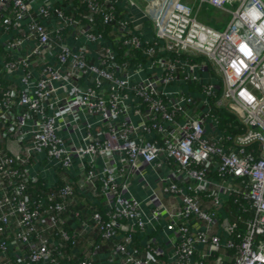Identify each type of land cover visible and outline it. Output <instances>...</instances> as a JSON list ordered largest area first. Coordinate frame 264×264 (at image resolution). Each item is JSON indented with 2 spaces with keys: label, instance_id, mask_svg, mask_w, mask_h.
I'll return each mask as SVG.
<instances>
[{
  "label": "built area",
  "instance_id": "2783aa9c",
  "mask_svg": "<svg viewBox=\"0 0 264 264\" xmlns=\"http://www.w3.org/2000/svg\"><path fill=\"white\" fill-rule=\"evenodd\" d=\"M34 1L0 0V264L69 263L65 248L92 229L99 242L76 264H95L105 242L107 264H165L149 237L164 231L168 264H207L219 251L264 264V0H195L229 15L222 30L186 0H152L144 32L116 16L117 0ZM49 170H77L83 183L46 190ZM145 171L174 210L148 212L130 196V177ZM76 189L104 200L80 232L64 228L79 217L65 214ZM231 197L253 213L242 229L226 217ZM134 233L148 240L145 258L130 248Z\"/></svg>",
  "mask_w": 264,
  "mask_h": 264
},
{
  "label": "crops",
  "instance_id": "0c3cea01",
  "mask_svg": "<svg viewBox=\"0 0 264 264\" xmlns=\"http://www.w3.org/2000/svg\"><path fill=\"white\" fill-rule=\"evenodd\" d=\"M59 0H36L33 3L34 9L37 8L41 3L45 2L46 4H56ZM152 0H117V6H116V16L121 17V19H131L134 22V25L137 26L138 30H140V26L142 29V32L147 31L150 29L151 24L147 21H145V14L147 12V9L153 8L155 9L157 7V4L153 3L151 4ZM156 3H159L161 0H154ZM187 1V0H186ZM197 3V2H196ZM195 9L198 8V3L196 5H193ZM203 5H201L198 8V11L201 9ZM198 13V12H197ZM110 33V32H109ZM145 35H147L145 33ZM112 35L108 36L106 35V39L111 41ZM68 43H72V40L68 38L66 40ZM77 45V44H75ZM90 49H93V46L90 47ZM85 123L84 117H80V128L83 129ZM82 132L76 131L72 134L73 136V142L75 145H81L80 138H81ZM77 170H71L68 174H55L52 170L45 171L40 174V178L43 180V182L47 186H53L55 182L59 180H63L64 178H67L70 182H73L78 185H82L83 183V177L77 174ZM145 181H141L139 177L131 176L129 179V194L131 197L136 199L137 201L141 202L143 205V208L145 211H148L151 209L154 204H164V206H168L171 210H174L176 201L175 199L165 198L159 193V187L156 186V174L151 171H145ZM77 199L72 200V208H75L76 206L79 207H86V209L90 211H97L99 213H103V202L104 200L98 193H91L89 189L84 190H78L76 189ZM75 196V195H74ZM157 198H153V197ZM149 197V198H148ZM148 198V199H147ZM87 199L88 204L85 206V201ZM149 212V211H148ZM66 224L68 225V230H74V231H81V227L83 224L91 225V219L90 216L87 214L80 215L78 219L69 220L66 218ZM92 226V225H91ZM95 230L92 229L90 233L82 232L81 235L77 238L78 242V248L72 249L65 248V259H72L75 260L71 263H63V264H74V262L77 259H81L84 256L87 255L90 246L92 244L98 243V236L94 232ZM124 233L119 232L117 238L113 243H116L117 241H121L123 238ZM149 237L154 238L155 240V247L158 249V252L155 255V258L159 260L161 263L168 264L167 262V254L170 249V240L171 235H168L166 231L162 232H156L149 234ZM264 239V237H262ZM148 243V240L145 239L143 236H141L139 233L133 234V243L130 245L131 249H135L139 256L142 258H145V247ZM111 242H105L101 245L100 251L98 255L95 257V264H107L105 258L107 257ZM200 249V248H199ZM201 252V251H200ZM200 252L196 253L194 256V260H197L200 255ZM233 257V252L231 251H219L217 254H215L213 257L207 259V264H214V261L220 260L222 264H232L231 260ZM119 264V263H115Z\"/></svg>",
  "mask_w": 264,
  "mask_h": 264
},
{
  "label": "trees",
  "instance_id": "16d2710c",
  "mask_svg": "<svg viewBox=\"0 0 264 264\" xmlns=\"http://www.w3.org/2000/svg\"><path fill=\"white\" fill-rule=\"evenodd\" d=\"M80 10L82 11H85V7L81 6L80 7ZM117 14V13H116ZM120 16V15H119ZM121 19V17H119ZM97 28L99 30H103V32L106 34L109 30H111L110 27H102L101 25H99V23L97 24ZM104 34V36H105ZM215 114L217 115V118L219 120V129L220 130H224L225 133L227 134H233L235 133L237 130H234V126H235V121H234V118L226 113H224L223 111H216ZM43 181H38V186L40 187H44L45 185L42 183ZM56 186L59 187L61 184H62V180H59L57 181L56 183ZM44 189L47 190V187L45 186ZM76 191L74 192V199H77V194H75ZM233 198H229L227 199V202H225V206H224V210H225V214H226V217L227 219L230 221V222H233V221H236L239 219V226H240V229L244 228L243 226V221L245 219H248V218H252L253 216V213L248 211L246 213H242V212H239L237 210V207H235V205L233 204L232 202ZM87 201V199L85 200ZM89 201L85 202V206L88 204ZM70 212H78L80 215H83V214H87L88 216H90V214L92 213V211L86 209V207L84 208L83 207H79V206H76L75 208H72V202L70 204V206L68 207V211L65 213L66 215H70ZM66 224V223H65ZM64 228L66 230H68V225L66 224L64 226ZM78 242L75 243V246L72 247V249H75V248H78ZM67 262V261H64V263ZM72 261H70L69 263H71ZM74 264H76V261L74 262Z\"/></svg>",
  "mask_w": 264,
  "mask_h": 264
},
{
  "label": "rangeland",
  "instance_id": "374dc122",
  "mask_svg": "<svg viewBox=\"0 0 264 264\" xmlns=\"http://www.w3.org/2000/svg\"><path fill=\"white\" fill-rule=\"evenodd\" d=\"M191 5H196L195 0H187ZM225 9L233 10L235 5L226 4ZM197 18L199 21L206 23L207 25L217 29L222 30L229 20V15H225L220 11H217L207 5H203L197 13ZM219 79V76H216Z\"/></svg>",
  "mask_w": 264,
  "mask_h": 264
}]
</instances>
